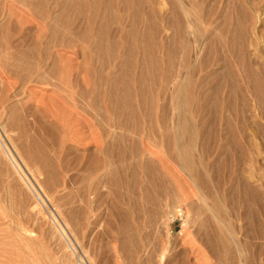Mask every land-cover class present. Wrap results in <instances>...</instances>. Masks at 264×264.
<instances>
[{
    "label": "rangeland",
    "instance_id": "374dc122",
    "mask_svg": "<svg viewBox=\"0 0 264 264\" xmlns=\"http://www.w3.org/2000/svg\"><path fill=\"white\" fill-rule=\"evenodd\" d=\"M167 142L182 216L139 192L138 148ZM114 186L128 223H108ZM257 246L264 0H0V264H259Z\"/></svg>",
    "mask_w": 264,
    "mask_h": 264
},
{
    "label": "bare ground",
    "instance_id": "6f19581e",
    "mask_svg": "<svg viewBox=\"0 0 264 264\" xmlns=\"http://www.w3.org/2000/svg\"><path fill=\"white\" fill-rule=\"evenodd\" d=\"M119 1V0H118ZM153 2V1H152ZM180 2V4H181V1H179ZM127 3V2H126ZM154 3H155V1H154ZM170 3V2H169ZM67 4V3H66ZM81 4V3H80ZM160 5V4H159ZM163 5V4H162ZM166 5V4H165ZM176 5V4H175ZM83 6V5H82ZM174 6V5H173ZM84 7V6H83ZM176 7V6H175ZM67 8V7H66ZM77 8V7H76ZM81 8V7H80ZM155 9V8H154ZM182 9V8H181ZM156 10V9H155ZM68 12V11H67ZM144 12V11H143ZM70 13V12H69ZM73 13V12H72ZM171 13H173V12H171ZM175 13V12H174ZM61 14V13H60ZM117 14V13H116ZM168 14H169V12H168ZM55 15V14H54ZM71 15H73V14H71ZM62 16V15H61ZM117 16V15H116ZM96 17V16H95ZM163 17V16H162ZM55 18H57V20H58V17H55ZM157 18V17H156ZM175 18V17H174ZM158 19V18H157ZM165 19V18H164ZM147 20H148V18H147ZM149 20H151V19H149ZM155 20V19H154ZM158 20H160V19H158ZM94 21V20H93ZM92 21V22H93ZM138 21V20H137ZM140 23V22H139ZM176 23V22H175ZM103 24V23H102ZM142 24V23H141ZM128 25V24H127ZM167 25V24H166ZM170 25H171V23H170ZM150 26V25H149ZM168 26V25H167ZM172 26V25H171ZM183 26V25H182ZM147 27V26H146ZM192 27V26H191ZM153 28H155V27H153ZM122 29V28H121ZM145 29V28H144ZM195 29V28H194ZM148 30V29H147ZM122 31V30H121ZM136 31V30H135ZM164 31V30H163ZM124 32V31H123ZM134 33V32H133ZM140 33V32H139ZM141 34V33H140ZM169 34V33H168ZM120 35V34H119ZM144 35V34H143ZM145 36V35H144ZM119 37V36H118ZM199 37H200V35H199ZM130 38V37H129ZM145 38V37H144ZM162 38V37H161ZM164 38V37H163ZM169 38V37H168ZM131 39V38H130ZM156 39V38H155ZM147 40V39H146ZM100 41V40H99ZM99 41H98V43H99ZM147 41H149V40H147ZM133 42H134V40H133ZM128 43V42H127ZM130 43V42H129ZM150 43V42H149ZM158 43V42H157ZM121 44V43H120ZM124 44V43H123ZM95 45H96V43H95ZM139 45V44H138ZM156 46V45H155ZM115 47V46H114ZM126 47V46H125ZM111 48H113V47H111ZM166 48V47H165ZM170 48V47H169ZM168 48V49H169ZM116 49V48H115ZM164 49V48H163ZM94 50V49H93ZM117 50V49H116ZM170 50H171V48H170ZM112 51H114V50H112ZM127 51V50H126ZM188 51V50H187ZM199 51H201V50H199ZM98 52V51H97ZM167 54V53H166ZM118 55V54H117ZM123 56V55H122ZM134 56V55H133ZM168 56V55H167ZM172 56V55H171ZM147 57H148V55H147ZM133 58V57H132ZM123 59V58H122ZM129 59V58H128ZM134 61V60H133ZM150 61V60H149ZM156 61V60H155ZM127 62V61H126ZM117 63V62H116ZM129 63V62H128ZM141 63V62H140ZM143 63V62H142ZM115 64V63H114ZM148 64V63H147ZM151 64V63H150ZM111 65V64H110ZM117 65V64H116ZM115 65V67H117ZM123 65V64H122ZM184 65V64H183ZM114 66V65H113ZM121 66V65H120ZM120 66H118V67H120ZM134 66V65H133ZM160 67V66H159ZM158 67V68H159ZM185 67V66H184ZM249 67V66H248ZM142 68V67H141ZM183 68V67H182ZM181 68V69H182ZM186 68V67H185ZM111 69V68H110ZM114 69V68H113ZM126 69V68H125ZM143 69V68H142ZM187 69V68H186ZM179 70V69H178ZM114 71V70H113ZM104 72H105V70H104ZM125 72H126V70H125ZM131 72V71H130ZM250 73H252L251 71H250ZM176 74V73H175ZM248 74V73H247ZM105 75V74H104ZM114 75H115V72H114ZM128 75H129V73H128ZM190 74H188V76H189ZM176 76V75H175ZM101 77V76H100ZM111 77V76H110ZM143 77V76H142ZM106 78V77H105ZM139 78V77H138ZM175 78V77H174ZM124 79H127V78H125L124 77ZM129 79V78H128ZM178 79V78H177ZM190 79V78H189ZM192 79V78H191ZM141 80V79H140ZM175 80H176V78H175ZM187 80V79H186ZM104 81V80H103ZM143 82H144V80H142ZM167 81V80H166ZM170 81V80H169ZM110 82V81H109ZM113 82V81H112ZM177 82V81H176ZM187 82V81H186ZM172 83V82H171ZM178 83H179V81H178ZM178 83H177V85H178ZM176 85V84H175ZM176 85V86H177ZM180 85V84H179ZM114 86V85H113ZM140 86H143V85H140ZM172 86H173V84H172ZM122 87V86H121ZM120 87V88H121ZM117 88H118V86H117ZM141 88V87H140ZM141 89H143V88H141ZM184 89V88H183ZM259 89V88H258ZM124 91V90H123ZM190 90H188V92H189ZM111 92H114V91H111ZM109 93V92H108ZM255 93V92H254ZM258 93V92H257ZM257 93H255L256 95H257ZM262 93V92H261ZM113 94H115V93H113ZM143 94H145V93H143ZM53 95H55V94H53ZM52 95V96H53ZM61 95V94H60ZM109 95V94H108ZM116 95V94H115ZM138 95V94H137ZM56 96V95H55ZM58 96V95H57ZM110 96V95H109ZM54 97V96H53ZM63 97V96H62ZM140 97V96H139ZM142 97H143V100L145 99V96H143L142 95ZM141 97V98H142ZM260 97V96H259ZM56 98V97H55ZM56 99H58V97L56 98ZM114 99H116V98H114ZM121 99V98H120ZM59 100V99H58ZM118 100V99H117ZM261 100V99H260ZM61 101V100H60ZM131 101V100H130ZM141 101V100H140ZM150 101V100H149ZM116 101H114V103H115ZM129 103H132V101L131 102H129ZM128 103V104H129ZM142 103V102H141ZM60 104H64L65 105V98H62V101H61V103ZM116 104V103H115ZM121 104V103H120ZM186 104V103H185ZM130 105V104H129ZM142 105V104H141ZM171 105H172V107H173V109H176L177 110V113H179V111L181 110V106L180 105H178V104H176V103H171ZM133 106V105H132ZM183 106V105H182ZM117 107V106H116ZM124 107H126V106H124ZM153 107V106H152ZM110 108V107H109ZM109 108H107V109H109ZM105 109H106V107H105ZM187 109V108H186ZM98 110L100 111V112H104V111H102V110H100L99 108H98ZM129 110V109H128ZM117 111V110H116ZM119 111V110H118ZM131 111V110H130ZM101 114V116H103L105 113H100ZM99 114V115H100ZM183 114H184V112H183ZM182 116H184V115H182ZM185 117V116H184ZM183 118V117H182ZM187 119H188V117H186ZM185 118V119H186ZM181 119V118H180ZM183 122V121H182ZM187 122H188V120H187ZM185 125V124H184ZM186 130V129H185ZM192 130V129H191ZM193 133V132H192ZM190 134V133H189ZM168 135V134H167ZM194 135V134H193ZM93 136V135H92ZM91 136V137H92ZM94 137V136H93ZM191 137V136H190ZM99 138H100V140H99V142L101 143V142H104V143H106L105 144V147L104 148H102L101 149V153L102 152H104L103 153V158H99V159H96V164H98L99 166L97 167V169L99 168V170H103V169H106L107 168V165H108V163H109V157H110V155H112L111 154V152H110V147H113V145L115 144H110V142L108 143V141L106 140V138H107V134L104 132V131H101V133L99 134ZM170 139V138H169ZM170 140H173V137L170 139ZM169 140V141H170ZM190 144V143H189ZM100 146V145H99ZM194 146V145H193ZM191 147V146H190ZM97 148H100V147H97ZM134 148H135V146H134ZM157 149H155V150H152V149H150V148H148L147 146H145V145H140V148H138L137 150H138V159H137V161H138V163H139V168H140V173L143 175V176H145V179H146V183L143 185L142 183L140 184V189H139V192H140V194H141V196H142V202H143V205H144V207L146 208V207H149V203L150 204H152V205H150V206H153L152 208H153V210H156L157 211V214H158V216H161V215H164L165 213H167V212H170L171 210L173 211V212H178V216H182V213H180V211L178 210H176L175 211V206H174V202H175V200H174V196H175V188L173 187V186H170V179H173L171 176L172 175H170V173H171V170H170V166H171V163L172 162H175L179 157L177 156V147H175V145H174V143L173 142H167V143H165L164 144V147L163 148H158V147H156ZM189 147H186L185 149L187 150ZM194 148V147H193ZM179 149V148H178ZM192 148H190L189 150H191ZM136 150V151H137ZM158 150V151H157ZM184 151V150H183ZM196 151V150H195ZM165 153V154H163V153ZM187 152V151H186ZM158 154V155H157ZM184 154V153H183ZM193 154V153H192ZM94 157V156H93ZM184 160H185V169L187 170V171H189L190 173H193V174H195V176L198 178V176H200V174H199V170H200V168L197 170V164H196V162H194V159H192V158H187V157H184ZM166 163L167 164V166H168V169L166 170V167H165V165H164V163ZM129 165H130V163H128ZM92 169H93V167H91ZM164 169H165V171H164ZM91 170V169H90ZM89 170V171H90ZM114 170H116V169H114ZM210 170V169H209ZM82 171H84V170H82ZM117 171H118V167H117ZM102 172V171H101ZM83 173V172H82ZM89 173V172H88ZM106 173H108V174H112L113 173V175H115L116 174V172H115V174H114V172H113V170L112 169H108V172H106ZM105 173V174H106ZM187 173V172H186ZM104 174V175H105ZM107 174V175H108ZM132 174V173H131ZM133 174H134V172H133ZM202 175H203V172H202ZM202 175H201V177H202ZM103 176V175H102ZM106 176V175H105ZM114 177H116V176H114ZM85 178V177H84ZM124 179V178H123ZM194 179V178H193ZM214 179V178H213ZM99 180H101V178L99 179ZM114 180H116V179H114ZM113 180V181H114ZM199 180V179H198ZM123 181V180H122ZM87 182V181H86ZM115 182V181H114ZM166 182H168V185L169 186H166ZM205 182V181H204ZM101 184V183H100ZM201 184V183H200ZM203 184V183H202ZM244 185H242L243 186V188H245L247 185L245 184V183H243ZM96 186V185H95ZM189 186V185H188ZM107 187V186H106ZM154 188V190L156 191V192H154L152 195H151V189L150 188ZM126 188V187H125ZM113 189H115L114 191H113V194H115V195H117V197H118V199L117 200H114L113 202H111V204H110V214H111V222H109L108 221V223H116L115 222V220H114V218H117L118 220H119V223H128L127 222V218H129V217H127L128 216V212H127V210H123L122 209V204L123 205H126L125 204V202H124V200H123V198L119 195V191L117 190V188H115V186H114V188ZM205 189V188H204ZM94 191V190H93ZM93 193V192H92ZM182 195V194H181ZM180 199V198H179ZM180 202V201H179ZM183 202V201H182ZM193 202V201H192ZM184 203V202H183ZM191 203V202H190ZM188 204H189V202H188ZM201 205V204H200ZM32 206V205H31ZM120 208V211L119 210H117L116 208H118V207ZM162 206H164V208L162 207ZM187 206V205H186ZM213 206V205H212ZM204 207V206H203ZM214 207V206H213ZM31 208H33V206L31 207ZM38 208V207H37ZM221 208V207H220ZM36 209V206L34 207V210ZM183 209V208H182ZM217 210V209H216ZM223 210V209H222ZM182 211V210H181ZM32 213V212H31ZM183 213H185V212H183ZM221 213V212H220ZM34 214V213H33ZM199 214V213H198ZM156 215V214H155ZM34 216V215H33ZM162 218V217H161ZM93 222V221H92ZM15 224V223H14ZM150 226V225H149ZM122 228V227H121ZM120 228V229H121ZM124 229H122L121 231H123ZM126 230V229H125ZM128 230V229H127ZM130 230V229H129ZM120 231V232H121ZM132 231V230H131ZM130 231V232H131ZM125 232V231H124ZM27 233V232H26ZM123 233V232H122ZM123 234H127V233H123ZM137 236V235H136ZM122 237H124V236H122ZM126 238V237H125ZM125 238L123 239V241L125 240ZM132 238V237H131ZM121 239V240H120ZM119 240L120 241H122V238H120ZM131 240V239H130ZM122 241V242H123ZM121 243V242H120ZM122 244V246H123V244L124 243H121ZM121 244H119V245H121ZM130 244V243H129ZM134 244H136L135 242H134ZM220 245V244H219ZM262 245V244H261ZM122 246H121V248H122ZM125 246L127 247V245H126V243H125ZM147 247V246H146ZM119 248H120V246H119ZM146 249H148V248H146ZM132 250V249H131ZM261 247L259 246H257L256 247V250H255V254H254V257L253 258H255L256 259V261L258 260V263L259 264H264V262H262L264 259L262 258V256L264 257V255H262L261 254ZM121 251H122V249H121ZM126 251V253H130V251H127V249L125 250ZM139 252V251H138ZM145 252H147V251H145ZM151 252V251H150ZM150 254V253H149ZM123 255H125V254H123ZM125 256H127L128 257V255H125ZM137 256H138V254H137ZM130 257H131V255H130ZM129 257V261H132V257L130 258ZM134 257V256H133ZM145 258H146V256H144ZM149 257H152L151 256V254L149 255ZM122 258H124V257H122ZM136 258V257H135ZM131 259V260H130ZM161 259H163V256L162 257H160V261H161ZM145 260H147V259H145ZM145 262V261H144ZM141 264H142V262H140ZM139 263V264H140Z\"/></svg>",
    "mask_w": 264,
    "mask_h": 264
}]
</instances>
